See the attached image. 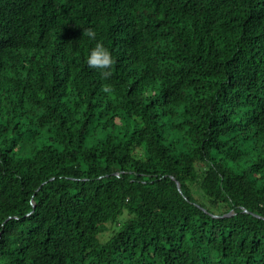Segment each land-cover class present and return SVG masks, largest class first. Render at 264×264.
Here are the masks:
<instances>
[{
  "label": "trees",
  "instance_id": "1",
  "mask_svg": "<svg viewBox=\"0 0 264 264\" xmlns=\"http://www.w3.org/2000/svg\"><path fill=\"white\" fill-rule=\"evenodd\" d=\"M0 264H264V0H0Z\"/></svg>",
  "mask_w": 264,
  "mask_h": 264
},
{
  "label": "clouds",
  "instance_id": "2",
  "mask_svg": "<svg viewBox=\"0 0 264 264\" xmlns=\"http://www.w3.org/2000/svg\"><path fill=\"white\" fill-rule=\"evenodd\" d=\"M86 35L90 40L95 41L86 54L87 64L89 67L98 70L103 80H107L111 76V68L114 63L112 53L102 41L96 39V32L93 29H88ZM104 90L110 92V85L106 84Z\"/></svg>",
  "mask_w": 264,
  "mask_h": 264
},
{
  "label": "water",
  "instance_id": "3",
  "mask_svg": "<svg viewBox=\"0 0 264 264\" xmlns=\"http://www.w3.org/2000/svg\"><path fill=\"white\" fill-rule=\"evenodd\" d=\"M176 185H177L178 190H180V185L178 181H176Z\"/></svg>",
  "mask_w": 264,
  "mask_h": 264
}]
</instances>
